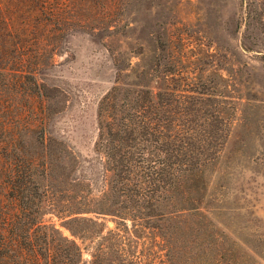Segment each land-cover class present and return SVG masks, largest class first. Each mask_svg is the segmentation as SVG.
Wrapping results in <instances>:
<instances>
[{
  "label": "rangeland",
  "instance_id": "obj_1",
  "mask_svg": "<svg viewBox=\"0 0 264 264\" xmlns=\"http://www.w3.org/2000/svg\"><path fill=\"white\" fill-rule=\"evenodd\" d=\"M113 90L175 131L177 209L119 197ZM12 176L0 264H264V0H0L5 212Z\"/></svg>",
  "mask_w": 264,
  "mask_h": 264
},
{
  "label": "trees",
  "instance_id": "obj_2",
  "mask_svg": "<svg viewBox=\"0 0 264 264\" xmlns=\"http://www.w3.org/2000/svg\"><path fill=\"white\" fill-rule=\"evenodd\" d=\"M114 92L113 90L105 96L99 106V111L104 113L108 112L107 109H113L114 112L108 113L114 116L117 122L115 130L113 132L108 130L105 134L110 146V149L105 152V159L108 170L120 173V180L117 182L121 187L119 197L129 203L130 208L140 216L139 219L143 215L157 217L160 214L159 208L170 206L172 209H177L174 207V202L178 201L176 196H178L179 187H183L180 178L183 170H181V162L174 156L178 145V141L173 139L175 131L161 123L160 119L152 116V112L149 116L143 115L146 106L139 105L138 109L129 107V112L127 104L121 102L116 109L112 106ZM104 106L107 109H104ZM143 143L150 144L157 154L149 166L144 165L143 158L140 160L138 158L136 161L133 152ZM140 161L141 166L138 164ZM14 180V176L9 178L7 191L8 201L13 209L9 212L0 210V221L11 233L12 228L19 224L23 218L20 216L23 212L18 204L19 198H23V194L18 188L12 186ZM152 208L154 210H151ZM141 210L146 212L141 214ZM175 211L178 210L170 213H175ZM115 216L118 217L117 214ZM14 231L13 233L16 235L17 230Z\"/></svg>",
  "mask_w": 264,
  "mask_h": 264
}]
</instances>
